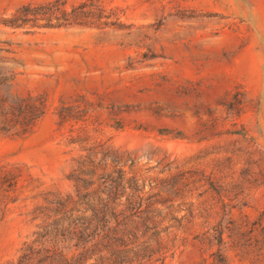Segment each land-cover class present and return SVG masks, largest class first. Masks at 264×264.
Instances as JSON below:
<instances>
[{
    "label": "rangeland",
    "instance_id": "1",
    "mask_svg": "<svg viewBox=\"0 0 264 264\" xmlns=\"http://www.w3.org/2000/svg\"><path fill=\"white\" fill-rule=\"evenodd\" d=\"M9 84L47 110L27 135L0 134V167L20 176L0 222V264L31 239L46 192L72 193L67 177L96 146L135 158L142 179L195 181L173 203L210 204L211 222L221 210L198 199L207 178L232 219L264 209V0H0ZM183 227L169 233L164 264H204L196 227Z\"/></svg>",
    "mask_w": 264,
    "mask_h": 264
},
{
    "label": "trees",
    "instance_id": "2",
    "mask_svg": "<svg viewBox=\"0 0 264 264\" xmlns=\"http://www.w3.org/2000/svg\"><path fill=\"white\" fill-rule=\"evenodd\" d=\"M10 88L0 86V134L22 137L44 116L47 100L12 95ZM136 164L130 155L101 146L88 149L67 177L72 193L44 194L32 212L39 221L36 231L6 264H164L169 233L175 229L185 235L183 223L196 227L190 235L204 264H227L231 256L264 258V209L253 221L232 219V208L207 178L198 199L209 194L221 210V218L211 222L212 205L195 209L193 203H173L180 188L195 181L180 175L142 179L133 172ZM19 180L17 173L0 167V222ZM176 240L174 234L171 243Z\"/></svg>",
    "mask_w": 264,
    "mask_h": 264
}]
</instances>
